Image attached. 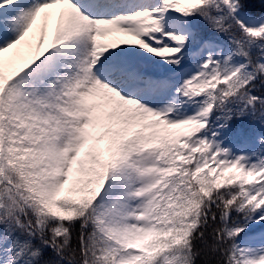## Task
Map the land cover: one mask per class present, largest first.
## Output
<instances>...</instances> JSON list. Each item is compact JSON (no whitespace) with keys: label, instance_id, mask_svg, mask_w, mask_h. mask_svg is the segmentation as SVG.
Listing matches in <instances>:
<instances>
[{"label":"snow or ice","instance_id":"snow-or-ice-1","mask_svg":"<svg viewBox=\"0 0 264 264\" xmlns=\"http://www.w3.org/2000/svg\"><path fill=\"white\" fill-rule=\"evenodd\" d=\"M0 264H264V0H0Z\"/></svg>","mask_w":264,"mask_h":264},{"label":"trees","instance_id":"trees-1","mask_svg":"<svg viewBox=\"0 0 264 264\" xmlns=\"http://www.w3.org/2000/svg\"><path fill=\"white\" fill-rule=\"evenodd\" d=\"M260 129L259 128H257V131H259Z\"/></svg>","mask_w":264,"mask_h":264}]
</instances>
